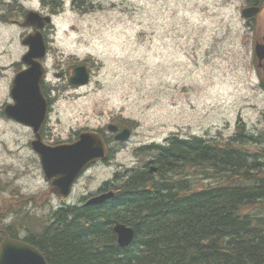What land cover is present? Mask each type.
<instances>
[{
	"label": "rangeland",
	"instance_id": "374dc122",
	"mask_svg": "<svg viewBox=\"0 0 264 264\" xmlns=\"http://www.w3.org/2000/svg\"><path fill=\"white\" fill-rule=\"evenodd\" d=\"M1 1L0 13L11 19L20 17L8 11L15 4L18 10L48 12L38 0ZM61 2L47 32L44 87L51 108L43 142H70L85 130L110 137V123H127L132 136L126 143H112L113 157L88 169L67 199L52 195L30 147L31 129L2 114L11 102L13 77L25 67L21 57L27 48L21 41L30 30L5 25L0 18V198L19 211L10 217L2 213L0 225L12 226L21 237L42 233L43 218L52 211L79 205L115 174L142 170L155 160L140 149L165 145L173 136L224 143L235 134L239 118L248 135H264L263 75L254 55L255 43L264 44V6L254 19L245 20L246 0ZM84 61L90 81L73 88L68 74ZM263 149L264 143L249 148ZM200 180H195L197 188Z\"/></svg>",
	"mask_w": 264,
	"mask_h": 264
},
{
	"label": "trees",
	"instance_id": "16d2710c",
	"mask_svg": "<svg viewBox=\"0 0 264 264\" xmlns=\"http://www.w3.org/2000/svg\"><path fill=\"white\" fill-rule=\"evenodd\" d=\"M235 129L224 143L194 137L154 146L156 174L127 171L112 199L59 209L24 241L48 264H264V149L249 150L264 135H248L240 119ZM12 208L0 198V219L18 215ZM115 221L133 228L130 246L116 244Z\"/></svg>",
	"mask_w": 264,
	"mask_h": 264
},
{
	"label": "water",
	"instance_id": "95a60500",
	"mask_svg": "<svg viewBox=\"0 0 264 264\" xmlns=\"http://www.w3.org/2000/svg\"><path fill=\"white\" fill-rule=\"evenodd\" d=\"M259 11L258 7H250L243 11V16L251 18ZM49 21V18H42L32 11L24 17L21 26H33L34 33L23 40V44L29 46V52L22 58L27 68L19 72L13 80L11 89L13 104L6 106L5 113L15 121L33 128L37 137V140L32 143L33 149L39 154L41 167L46 177L54 178L51 191L57 195L67 196L72 184L81 172L96 160L104 159L107 152L102 138L95 133H82L75 143L55 148L46 147L41 143L39 130L45 120L47 102L40 89L44 69L38 59L44 57L46 46L38 27H42ZM255 53L264 71V45L256 44ZM70 81L74 84H86L88 73L85 67L75 68ZM108 129L114 132L117 128L109 126ZM129 134L128 130H123L114 139L125 141L129 138ZM112 196V192H109L91 199L87 204H102ZM114 230L118 235L120 246L126 247L133 240L132 229L116 225ZM3 234L5 238L0 245V264H48L44 256L35 247L19 240L10 239L5 232Z\"/></svg>",
	"mask_w": 264,
	"mask_h": 264
},
{
	"label": "bare ground",
	"instance_id": "6f19581e",
	"mask_svg": "<svg viewBox=\"0 0 264 264\" xmlns=\"http://www.w3.org/2000/svg\"><path fill=\"white\" fill-rule=\"evenodd\" d=\"M6 5H13V4H15V2L13 1V2H6L5 3ZM142 171H144V169L142 170ZM116 184H114V186H115ZM103 195V194H102ZM75 206H77V205H75ZM79 206V205H78ZM114 223H118V224H124V223H120V222H117V221H115Z\"/></svg>",
	"mask_w": 264,
	"mask_h": 264
},
{
	"label": "flooded vegetation",
	"instance_id": "af4514ba",
	"mask_svg": "<svg viewBox=\"0 0 264 264\" xmlns=\"http://www.w3.org/2000/svg\"><path fill=\"white\" fill-rule=\"evenodd\" d=\"M8 21H10L9 23H12L11 19L8 20ZM45 28H47V27H45ZM144 170L148 172V169H147V168H144ZM113 186H114V185H113Z\"/></svg>",
	"mask_w": 264,
	"mask_h": 264
}]
</instances>
